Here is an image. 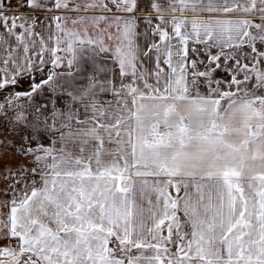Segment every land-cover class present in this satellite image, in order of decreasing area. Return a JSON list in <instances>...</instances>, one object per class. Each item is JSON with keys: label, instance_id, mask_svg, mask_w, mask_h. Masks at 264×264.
<instances>
[{"label": "snow or ice", "instance_id": "obj_1", "mask_svg": "<svg viewBox=\"0 0 264 264\" xmlns=\"http://www.w3.org/2000/svg\"><path fill=\"white\" fill-rule=\"evenodd\" d=\"M0 264H264V0H0Z\"/></svg>", "mask_w": 264, "mask_h": 264}]
</instances>
